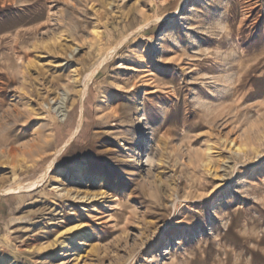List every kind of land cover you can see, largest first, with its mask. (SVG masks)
I'll list each match as a JSON object with an SVG mask.
<instances>
[{
    "label": "rangeland",
    "instance_id": "rangeland-1",
    "mask_svg": "<svg viewBox=\"0 0 264 264\" xmlns=\"http://www.w3.org/2000/svg\"><path fill=\"white\" fill-rule=\"evenodd\" d=\"M0 264H264V0H0Z\"/></svg>",
    "mask_w": 264,
    "mask_h": 264
},
{
    "label": "bare ground",
    "instance_id": "bare-ground-1",
    "mask_svg": "<svg viewBox=\"0 0 264 264\" xmlns=\"http://www.w3.org/2000/svg\"><path fill=\"white\" fill-rule=\"evenodd\" d=\"M65 95L63 94L62 96H60V98H59V101L57 102V103H55V107L53 108V109H51V110H56L57 112H58V114H59V116H64V114H65V111H64V106H65ZM6 110V109H5ZM9 110V109H8ZM67 110V109H66ZM17 113V112H16ZM57 114V113H56ZM57 114V115H58ZM7 115V114H6ZM6 120V119H5ZM8 122V121H7ZM12 124V123H11ZM79 124V123H78ZM47 169V168H46ZM45 169V170H46ZM21 185V184H20ZM32 185V184H31ZM30 185V186H31ZM17 186V188H18V185H16ZM22 187V186H21ZM14 188H10V190H13ZM15 189H16V187H15ZM21 189V188H20ZM6 191V190H5ZM7 192V191H6ZM11 193V192H10ZM87 195V194H86ZM88 196V195H87ZM86 196V197H87ZM79 197V196H78Z\"/></svg>",
    "mask_w": 264,
    "mask_h": 264
}]
</instances>
